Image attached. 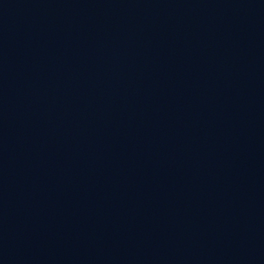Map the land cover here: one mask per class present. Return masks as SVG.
I'll return each instance as SVG.
<instances>
[{
	"label": "water",
	"instance_id": "1",
	"mask_svg": "<svg viewBox=\"0 0 264 264\" xmlns=\"http://www.w3.org/2000/svg\"><path fill=\"white\" fill-rule=\"evenodd\" d=\"M264 155V0H0V226Z\"/></svg>",
	"mask_w": 264,
	"mask_h": 264
}]
</instances>
